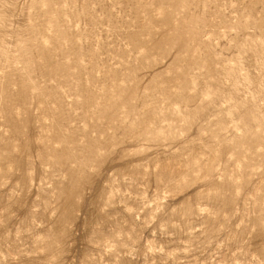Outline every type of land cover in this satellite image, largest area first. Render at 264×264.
<instances>
[{
    "label": "rangeland",
    "instance_id": "obj_1",
    "mask_svg": "<svg viewBox=\"0 0 264 264\" xmlns=\"http://www.w3.org/2000/svg\"><path fill=\"white\" fill-rule=\"evenodd\" d=\"M0 264H264V0H0Z\"/></svg>",
    "mask_w": 264,
    "mask_h": 264
}]
</instances>
